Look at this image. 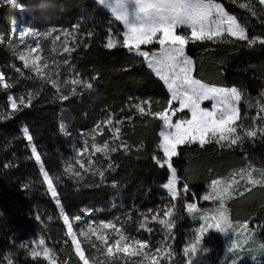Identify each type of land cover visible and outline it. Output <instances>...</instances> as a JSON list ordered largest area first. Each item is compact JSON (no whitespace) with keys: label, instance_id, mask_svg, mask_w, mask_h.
<instances>
[{"label":"trees","instance_id":"1","mask_svg":"<svg viewBox=\"0 0 264 264\" xmlns=\"http://www.w3.org/2000/svg\"><path fill=\"white\" fill-rule=\"evenodd\" d=\"M215 1L246 26L250 37L264 35V6L258 0ZM242 3H249L257 15L241 8ZM12 18L21 26L42 33L56 30L51 36L38 38L41 45L38 55L42 64H49L45 74L51 73V78L58 80L60 91L47 80L39 79L31 69L24 68L23 62L13 55ZM77 24L80 28L73 42L71 36L64 35V30L72 32L73 25ZM109 32L120 41L114 49L104 47ZM57 36H60L59 40H56ZM65 41L69 47H76L68 65L63 61L69 59V54H61ZM54 47L55 52L52 51ZM186 55L193 62L195 79L240 91L244 103L239 107L241 120L237 123L252 127L255 105L264 104V46L249 48L245 42L239 41L190 42ZM0 72L4 74L5 82L11 85L7 89L0 86V264H8L9 260L12 264H45L42 258L31 257V245L41 238L45 240L41 248H52L57 264H82L66 236L63 219L44 187L30 148H36L41 157L40 165L53 178L58 192L56 199L70 222L81 211H88L100 221L112 220L122 227L125 235L148 239L151 244L157 239L154 231L160 228L158 220L175 205L171 246L175 254L188 241L191 228L197 223L185 215V202H195L203 207L205 203L201 196L213 179L228 177L249 167L257 171L264 167V136L259 133L232 148H221L215 142L204 148L185 145L173 158V167L179 177V198L174 201L161 190L159 185L166 180L168 170L152 159L153 155L163 159L157 147L160 121L148 114L140 115L132 105L149 100L152 102L151 111L162 110L168 93L163 83L146 68L143 58L122 46L120 22L94 0H0ZM74 78L92 83L93 88L76 85V93L72 94L73 86L70 83L65 85L64 81ZM29 93L33 94L32 105L9 116L12 110L8 97L19 102L23 96L27 102ZM62 95L69 96V99H61ZM144 107L147 113L149 106ZM110 115L112 127L121 128L118 141H113L107 127L103 135L98 134L99 129L93 133L97 123L104 127L102 122ZM5 116L8 118H2ZM117 120L122 123L117 125ZM262 126L264 120L257 119L255 127ZM25 128L32 136L31 141L24 134ZM90 134L96 135L98 144L105 140L110 146L126 142L130 148L127 153L118 149L110 154L109 159L99 153L93 157L103 169H107L109 163L113 165L111 170L105 171L103 179L92 171L85 172L76 164L77 159H83L88 166L87 157L92 153ZM85 140L88 152L78 157V150L84 147ZM69 163L81 171L83 179L78 180L66 173ZM185 184L188 185L187 193L182 190ZM225 206L231 220L255 223L260 228L259 239H264V185H248L235 190ZM152 215H157L158 220L152 221ZM144 216L148 217L146 227L153 229L151 233L139 229ZM78 238L91 262L93 257L100 255L85 243L84 237ZM203 242L206 243L207 239ZM120 264L133 263L123 260ZM261 264H264V258Z\"/></svg>","mask_w":264,"mask_h":264},{"label":"snow or ice","instance_id":"2","mask_svg":"<svg viewBox=\"0 0 264 264\" xmlns=\"http://www.w3.org/2000/svg\"><path fill=\"white\" fill-rule=\"evenodd\" d=\"M258 2L264 6V0H258ZM97 3L99 6L110 11L115 20L122 23L125 29L122 33V46L129 52L148 60L150 66L154 68L156 75L167 85L170 98L162 110L151 111L152 102L149 100L136 103L132 107L140 115L148 114L161 122L157 147L163 154V160L157 158L155 155H153L152 159L161 167L166 165L171 170V174L163 187L168 190L172 200H176L180 195V192L177 190L179 177L177 176L176 169L173 167V158L180 154L178 149L181 146L198 145L200 148H204L206 145L215 142L221 148H232L233 146L242 145L245 139L255 138L258 133L264 136V126L255 127L257 119L264 120V116H261L259 112L256 117L252 118V127H245L243 123H237L241 120L239 108L241 100L240 91L235 87L217 88L206 86L200 80L195 79L192 75L193 62L186 55V48L190 42L235 43L239 41L245 42L247 47L253 48L256 45L264 46V35H253L250 37L246 26L242 25L235 16L229 15L223 6L216 3L215 0H97ZM240 7L247 8L253 16L257 15V12L253 10L249 3H242ZM79 28V24L73 25L72 32L65 29L64 35L71 36L73 42H75V33L79 31ZM181 28L190 30V32L188 34H179L178 30ZM53 31L56 30H49L42 35L45 37L51 36ZM26 34L28 36L38 35L37 32L31 29ZM88 35L91 36L92 33H88ZM59 39L60 36H57L56 40ZM119 43L120 41L109 32L104 47L114 49ZM53 44H55V41H53ZM153 44L159 45L158 50L155 52L146 51L142 48V46ZM84 46L87 47L86 44ZM40 48L41 45L37 41L35 47H30L27 52L20 54L18 59L23 62L24 68L31 69L39 79L47 80L53 87L57 88V91H60L58 80L52 79L51 73L45 74V69L49 68V64H42L41 56L38 54L33 55ZM52 51H56L55 47ZM75 51L76 47H69L67 41H65L63 52L61 53L69 54V59L63 61L65 65L70 63L71 53ZM17 71L19 72L20 69H17ZM69 83L73 86L72 94L76 93V85H82L87 89L93 88L92 83L84 82L79 78L64 81L65 85ZM0 86L5 89L11 87L10 84L5 82L2 72H0ZM8 99L12 110L9 113L10 116L19 112L22 107H30L32 105L33 94H28L27 102H25L23 96L19 98V102L12 96H9ZM61 99L67 100L69 96L62 95ZM205 101L212 102L211 108L202 106ZM175 104H178V107ZM144 105L149 106L147 113ZM185 110L190 113V118L181 115ZM260 111L264 112V104L260 105ZM174 117L179 118L174 120ZM2 118L6 119L8 117ZM128 119L131 120L132 117ZM102 123L104 127L100 123H97L96 128L93 129V133H96V129H99L98 134L103 135L104 128L107 127L112 133L113 141L120 140L119 134L121 128L119 126L112 127L113 119L111 115ZM121 123V120L116 121L117 125ZM24 134L29 141L32 140V136L28 134L27 128L24 129ZM90 135L92 137V153L87 157L88 166H85L83 159H77L76 164L85 172L92 171L93 174H98L103 179L105 171L111 170L113 165L109 163L107 169H103L98 166V162L94 161L93 157L99 153L105 159H109L110 154L116 153L118 149H123L127 153L130 148L126 142H121L118 146H110L109 141L105 140L102 144H98L96 143V135ZM87 152L88 142L85 140L84 147L78 150L77 155L78 157H83ZM32 154L36 161L40 162L41 157L35 147L32 148ZM40 171L48 191L53 198H56L58 192L53 178L43 167H41ZM65 171L78 180L83 179L81 171L76 170L71 163L68 164ZM241 171L243 173V170ZM261 174L264 175V170H262ZM246 176L248 183L251 185H264V180L252 178L251 170L247 171ZM241 178H244L243 175ZM237 183L238 181L235 179L225 180L217 178L211 181L209 191L201 199L203 201H218L217 207L201 209L195 202L186 204L188 214L199 216L204 221V224L199 229V235L196 237L197 242H199L203 233L209 229H216L218 232L228 235L236 234L238 239H247L245 233L250 231L248 222L244 221L234 226L228 209L225 207L226 201L233 198L234 185ZM113 186L115 187L116 185L114 184ZM183 190L185 193L188 192L187 184L184 185ZM245 191H250V189H245ZM56 202L57 204L60 203L58 199ZM174 208L175 205L168 208L163 213V218L159 220L157 215L151 216L152 221L158 220V223L167 230L164 239L160 242V246L156 247L154 252L150 249L149 240L136 239L125 235L122 227L117 226L112 220L107 222L100 221L98 227L89 225L87 231L81 230L79 236L84 237L85 243H88L92 248H96L97 252L102 253L104 256V259L99 261L93 257L92 264H120L121 261L133 257L142 258L138 262H134V264H161L162 261L170 262L174 253L170 246L165 245L168 239L167 233H170L175 225ZM151 211L149 209V212ZM61 216L67 229L66 236L71 240L75 256L78 257L82 264H90V260L85 255V249L78 238L77 232L73 229L69 216L63 213V211L61 212ZM75 220L80 221L81 217L76 216ZM147 221L148 217L144 216L139 229H146L151 233L153 229L146 227ZM107 230H111L116 238L113 239ZM93 236L102 247H98L93 242ZM110 240L111 243L109 242ZM33 244L35 245L31 251L33 259L43 256L48 261V264H57L55 259L56 253L52 248L43 247L42 252L36 250V248L45 245L43 238L39 239L38 243L33 242ZM240 246L238 241L233 239L228 251L230 253L234 252ZM261 247L264 248V245ZM196 252V244H192L190 248L184 249L186 255L195 256ZM8 264H12V261L9 260ZM187 264H193V260L189 258Z\"/></svg>","mask_w":264,"mask_h":264},{"label":"rangeland","instance_id":"3","mask_svg":"<svg viewBox=\"0 0 264 264\" xmlns=\"http://www.w3.org/2000/svg\"><path fill=\"white\" fill-rule=\"evenodd\" d=\"M94 1L97 2V0H94ZM216 3H219V2H216ZM108 12L110 13V11H108ZM110 15L112 17H114L111 13H110ZM120 24L122 26V33H123V31L125 29H124L121 22H120ZM29 29L30 28H26V27L21 26L19 24V22L17 21V19H15V18H12L10 20V32H11V35L13 34V37H11V38L14 40L13 42L15 44V48L13 50V55L16 58H18L20 54L27 52L30 47H35L36 42L39 41L38 38L41 37L43 34L41 30L31 29V30H34L35 32H37L38 35L28 36L26 33L28 32ZM180 30H182L183 32H180ZM189 32H190V30H186L183 28L178 30L179 34H184V33L188 34ZM53 41H55V38L53 39ZM142 48H143V50H146V51L155 52L158 50L159 45L153 44V45H148V46H142ZM37 54H38V51H37V53H33V55H37ZM143 61H144L146 68L149 71H151L154 74V76L157 77L163 83V85L165 86L166 91L168 93V99H169L170 93L167 89V85L165 84V82L159 76L156 75L154 68L152 66H150V62L148 60H145L143 58ZM204 85L217 87V88H232V87H223V86H217V85H211V84H204ZM211 103H212L211 101H205L202 106L211 108ZM242 103H244V98L241 94V100L239 102V107ZM175 106L178 107V104H175ZM255 109L256 110L253 112L252 118L256 117L258 112L260 113L261 116H264V112L260 111V104L259 103H257L255 105ZM181 115L183 117L190 118V113H188L187 110H185V112ZM175 118H179V117H174L173 119L175 120ZM252 118H251V120L253 122ZM160 125H161V122H160ZM159 131H160V126H159L158 133H159ZM30 149L32 150V148H30ZM31 153H32V151H31ZM37 163H38L39 171H40L42 166L40 165L39 162H37ZM165 167L168 170V176H167L166 180L159 185V188L161 190H163L164 192H166L167 195L171 198V195L168 192V190L163 187V185L167 182V180L171 174V170L168 169V167L166 165H165ZM241 170H243V173ZM241 170L232 173L228 177H220V178L225 179V180H230V179L237 180L238 183L236 185H234L235 190H240V189H242L248 185H251L250 183H248L247 176H246V173L249 170L252 171V178L253 179L264 180V175L261 174L262 170H264V167H263V169H261V171L255 170L254 167H249V168H245V169H241ZM40 174H41L42 181H43V175H42L41 171H40ZM242 175L244 178H241ZM215 179H217V178H215ZM210 183L211 182H209L206 185V188H205L202 196L209 191ZM43 184H44V187H45L49 197L52 199V201L55 204L58 212L61 215L62 210H61L60 205L57 204V202H56L57 199L52 197V195L48 191L47 185L44 183V181H43ZM177 198H179V197H177ZM201 201L205 203L203 207L198 206L201 209H211L213 207H217L219 204L218 201L217 202L203 201L202 199H201ZM187 203H189V202H185L183 204V211L187 217H189L192 221H195L197 223L194 225L193 228H191V235L188 238V241L181 246L179 252L175 254V252L172 250L174 255H173L171 261L170 262L162 261L161 264H187V261L189 258H191L193 260V264H237V263L243 262V261H248L251 264H261L262 263V259L264 258V248H262L261 246L264 245V239L260 240L259 236L257 234L259 229H260L259 226H257L255 223L248 224L250 231L248 233H245V237H247L246 240L238 239V236L236 234L228 235V234L220 233L216 229H209L207 232L203 233L199 242H197L196 237H197V235H199V229H200L201 225L204 224V221L202 219H200L199 216H193V215H190L187 213V211H186V204ZM77 216H80L81 220L76 221L75 220L76 216H75L72 219L71 223L73 224V229H74V231L77 232L78 237H82V236H79L80 231L81 230L87 231L89 225H91L92 227H98L100 224V219L95 218V216L94 217L91 216L90 212H88V211H81L79 213V215H77ZM232 222H233L234 226H236L238 223H243V222L236 221V220H234V221L232 220ZM107 231H108V234L113 237V239L116 238L113 235V233L111 232V230H107ZM154 232L156 234L157 239H155L154 243L150 244V249L153 252L155 251L156 247L160 246V242L164 239V235L167 232V230L162 225H160V228L158 230L156 229ZM167 234H168V239L166 241L165 246L171 247L173 244L174 235H173L172 231L170 233H167ZM216 235L218 237H216ZM204 239H207V242H206L207 244L203 242ZM233 239H236L241 246L237 250H235L234 252L230 253L228 251V248L231 246ZM92 240H93V242H95L97 244L98 247H102L100 245L99 241L95 240L94 236L92 237ZM109 242L111 243V240ZM192 244H196V247H197L196 255L195 256H191L190 254L186 255L184 253V249L190 248V246ZM34 247H35L34 244L31 245V249H33ZM93 249H94V251L97 252L96 248H93ZM36 250L42 252L41 247H38V249L36 248ZM97 254H100L96 258L97 261L104 259V256L102 253L97 252ZM40 258H42L46 262L45 264H48V261L45 260L43 258V256H40ZM141 259H142L141 257H133L131 259H125V260L126 261L128 260L134 264V262H138ZM90 264H92L91 261H90Z\"/></svg>","mask_w":264,"mask_h":264}]
</instances>
